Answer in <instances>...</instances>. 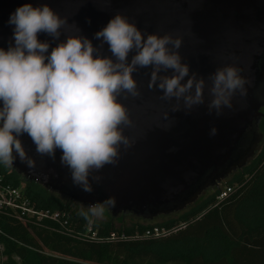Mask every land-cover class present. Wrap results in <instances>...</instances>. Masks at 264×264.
Wrapping results in <instances>:
<instances>
[{
    "label": "water",
    "instance_id": "1",
    "mask_svg": "<svg viewBox=\"0 0 264 264\" xmlns=\"http://www.w3.org/2000/svg\"><path fill=\"white\" fill-rule=\"evenodd\" d=\"M43 3L67 20L60 29L61 41L64 35L81 34L97 45L93 33L117 12L142 33L180 36L181 62L188 65L189 74L205 80L204 104L187 114L171 112L174 101H162L159 90L148 89L150 68H140L133 73L140 95L117 98L132 121L122 133L130 145L120 147L115 164L90 174L91 192L72 185L59 150L55 159L41 156L26 134L20 141L34 165L29 168L13 152L9 166L21 179L81 209L111 196L115 206L106 208L111 216L129 214L151 222L185 210L254 157L264 139L259 129L264 121V0H0V48L12 42L9 14L22 4ZM37 39L50 40L43 33ZM54 46L52 42L50 49ZM100 51L110 55L106 44ZM225 65L239 70L245 94L234 93L230 108L209 114L208 76ZM164 113L169 114L167 121ZM213 127L216 132L209 135Z\"/></svg>",
    "mask_w": 264,
    "mask_h": 264
},
{
    "label": "clouds",
    "instance_id": "2",
    "mask_svg": "<svg viewBox=\"0 0 264 264\" xmlns=\"http://www.w3.org/2000/svg\"><path fill=\"white\" fill-rule=\"evenodd\" d=\"M7 23L13 27L12 42L0 48V165L11 166L13 152L29 168L34 165L20 141L26 134L41 156L55 159L59 150L72 185L91 192L90 174L115 164L120 147L130 145L122 133L132 121L117 98L140 95L133 78L140 68H150L148 89L159 90L162 101H174L171 112L187 114L204 104L205 80L189 74L188 65L181 62L178 35L142 33L117 12L93 33L97 45L81 34L64 35L61 41L60 29L67 20L46 3L18 6ZM38 33L50 40H38ZM105 44L110 55L101 54ZM169 70L170 74H161ZM208 80L209 114L230 108L234 93L245 94V81L234 66L216 68ZM168 115L162 114L165 121ZM215 132L213 127L209 135ZM114 206L115 199L109 196L80 215L86 220L101 217Z\"/></svg>",
    "mask_w": 264,
    "mask_h": 264
},
{
    "label": "trees",
    "instance_id": "3",
    "mask_svg": "<svg viewBox=\"0 0 264 264\" xmlns=\"http://www.w3.org/2000/svg\"><path fill=\"white\" fill-rule=\"evenodd\" d=\"M259 129L264 135V121ZM0 173L4 182L22 188L35 210L64 212L69 221L64 234L46 218L22 223L0 212L5 259L0 264H264V152L231 180L207 189L185 210L159 217L157 224L129 214L113 217L107 209L106 220H86L80 213L87 209L21 179L9 166L0 165ZM224 185L232 192L217 200ZM88 225L93 239L79 236ZM152 227L162 228L165 236L134 238Z\"/></svg>",
    "mask_w": 264,
    "mask_h": 264
},
{
    "label": "built area",
    "instance_id": "4",
    "mask_svg": "<svg viewBox=\"0 0 264 264\" xmlns=\"http://www.w3.org/2000/svg\"><path fill=\"white\" fill-rule=\"evenodd\" d=\"M232 192L230 186L224 185L218 192L216 199L222 200ZM11 213L12 216L25 223L29 219L40 221L43 218L53 221L58 224L64 234H67L69 221L67 215L64 212L58 211H37L34 206L30 204V201L22 192V188L13 187L10 183L4 182V178L0 173V212ZM10 215V214H9ZM91 233V234H89ZM165 231L162 228L152 227L145 230L140 236H134V238H158L164 237ZM83 238L93 239L95 238V232H92L90 225L87 226L86 232L81 235ZM111 237H114L111 235ZM123 237V235H121Z\"/></svg>",
    "mask_w": 264,
    "mask_h": 264
},
{
    "label": "rangeland",
    "instance_id": "5",
    "mask_svg": "<svg viewBox=\"0 0 264 264\" xmlns=\"http://www.w3.org/2000/svg\"><path fill=\"white\" fill-rule=\"evenodd\" d=\"M263 137H264V135H263ZM264 146L262 145L260 148H259V150L257 151V154H256V156H257V158H252L251 160H250V162L251 161H255L256 159H258L262 154H263V152H264ZM263 150V151H262ZM249 162V161H248ZM228 179H232L231 177H229ZM225 182V181H224ZM223 182V183H224ZM107 218H106V214L105 213H103V215L101 216V217H91V220L93 221V220H95V221H103V220H106ZM159 222H161V219H159V217L158 218H155L153 221H152V223H154V224H157V223H159ZM0 250H1V246H0ZM4 258L3 257H1L0 256V262H4Z\"/></svg>",
    "mask_w": 264,
    "mask_h": 264
},
{
    "label": "flooded vegetation",
    "instance_id": "6",
    "mask_svg": "<svg viewBox=\"0 0 264 264\" xmlns=\"http://www.w3.org/2000/svg\"><path fill=\"white\" fill-rule=\"evenodd\" d=\"M264 140V139H263ZM262 145H260L258 148H257V150H256V152L259 150V148L261 147Z\"/></svg>",
    "mask_w": 264,
    "mask_h": 264
}]
</instances>
